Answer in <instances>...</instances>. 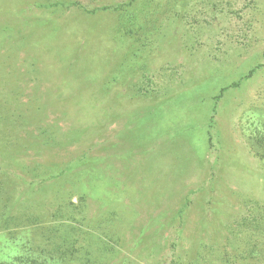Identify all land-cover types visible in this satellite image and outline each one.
I'll return each mask as SVG.
<instances>
[{"label": "rangeland", "instance_id": "374dc122", "mask_svg": "<svg viewBox=\"0 0 264 264\" xmlns=\"http://www.w3.org/2000/svg\"><path fill=\"white\" fill-rule=\"evenodd\" d=\"M126 1L0 0V259L264 264V0Z\"/></svg>", "mask_w": 264, "mask_h": 264}, {"label": "trees", "instance_id": "16d2710c", "mask_svg": "<svg viewBox=\"0 0 264 264\" xmlns=\"http://www.w3.org/2000/svg\"><path fill=\"white\" fill-rule=\"evenodd\" d=\"M137 0H128L126 2L120 3L116 5L115 7H112L115 11H125L126 10V22L129 29V32L133 31V27H135V32L138 31H144L148 30L149 24L154 23L155 19L153 16L150 17L149 14L144 13L141 15H138L136 13V9L134 7V4ZM75 5H78V3H74ZM41 6H45L44 4H41ZM54 6V5H53ZM48 7V6H45ZM108 7H102L100 10H107ZM2 110L0 108V119H2ZM0 174H2V171L0 169ZM5 194V202L3 205V210L0 211V218L3 219V221H0V231L8 230L9 228H30L32 226L36 225V222L38 221V216L33 215L30 213V211L25 212V218L29 221V223L26 225V227L18 221L17 214L15 212L12 213L13 210L9 209V204H7L9 201L12 200V193H10V190L8 188V184L6 181L2 178H0V197ZM1 200V198H0ZM23 218V214L21 215ZM12 224V227L11 225ZM44 229V228H43ZM39 234L38 236H41L43 234V241L40 243L39 240H35L34 238H28L25 242L22 243L20 251L21 254L18 256L11 257L8 260H2L0 259V264H47L48 261L55 260V258L63 259L66 257L67 254L72 255L74 251H71V246H66L67 238L64 233H61V231H37ZM12 233V231H9V235ZM10 238H13V235H11ZM69 244H72L69 242Z\"/></svg>", "mask_w": 264, "mask_h": 264}]
</instances>
